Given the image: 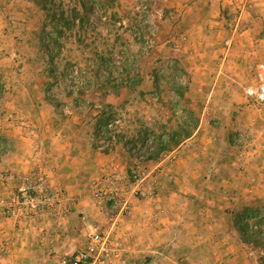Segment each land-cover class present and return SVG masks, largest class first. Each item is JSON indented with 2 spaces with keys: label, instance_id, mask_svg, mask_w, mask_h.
<instances>
[{
  "label": "rangeland",
  "instance_id": "1",
  "mask_svg": "<svg viewBox=\"0 0 264 264\" xmlns=\"http://www.w3.org/2000/svg\"><path fill=\"white\" fill-rule=\"evenodd\" d=\"M258 64L264 0H0V110L8 103L49 108L55 133L40 125L39 139L87 142L88 197L104 220L112 223L129 195L165 208L150 220L160 226L161 243L145 240L137 257L113 261L110 253L104 264H264ZM194 122L188 139L155 154L157 137L167 142L166 132L182 134ZM110 151L124 158L123 175L112 171L113 156L93 167L95 154ZM41 181L21 185L33 187L35 197H57L20 220L45 218L62 199L46 177ZM98 188L113 198L98 204ZM85 231L82 244L64 252L56 246L49 259L46 251L27 263L60 264L96 231L109 234L113 252L112 230L90 224ZM7 254L2 242L0 258Z\"/></svg>",
  "mask_w": 264,
  "mask_h": 264
},
{
  "label": "crops",
  "instance_id": "2",
  "mask_svg": "<svg viewBox=\"0 0 264 264\" xmlns=\"http://www.w3.org/2000/svg\"><path fill=\"white\" fill-rule=\"evenodd\" d=\"M0 112V137L3 149L0 155V174L6 176V181L0 183L4 194L12 188L19 187L24 179L32 181L34 185L38 178L45 177L50 181L54 191L62 192V199L45 218L18 221L4 218L0 213V244L5 243L8 250V254L0 258V264H28L27 260L38 259L40 253L48 251V254L44 255L48 257L56 246L58 251L64 252L70 249L71 245L82 244L85 230L90 224L113 231L115 240V249L112 250L113 261L122 257L126 259L137 257L141 252L137 245L145 240L161 243L162 238L157 241L158 235L162 233L159 231L160 226L157 223H150L152 218L156 219L162 212L165 213L162 205H155L157 199L137 201L129 195L125 199L126 204H122L124 207H121L118 213H114L112 223L111 217L107 221L104 220L88 197L91 186V180L88 178L89 155L93 153L87 142L81 138L57 140L53 137L46 141L38 138L41 134L40 125L47 129V133L53 132L51 137L55 133L53 113L49 108L44 110V107L29 109L23 107L20 110L8 103ZM37 120L41 122L38 123ZM116 149L115 147L114 150ZM110 152L94 153L96 158L93 156L95 160L93 167L95 169L99 166L104 167L102 162L113 156V152ZM113 157L118 170L115 168L112 171H118L119 176L123 175L124 158ZM68 211H74L77 218ZM116 243L120 245L116 247ZM26 251L31 252V258L24 254ZM123 251L127 254H123ZM148 251L152 253L151 249ZM37 253L38 255H35Z\"/></svg>",
  "mask_w": 264,
  "mask_h": 264
},
{
  "label": "built area",
  "instance_id": "3",
  "mask_svg": "<svg viewBox=\"0 0 264 264\" xmlns=\"http://www.w3.org/2000/svg\"><path fill=\"white\" fill-rule=\"evenodd\" d=\"M256 80L258 83L255 92L256 99L264 101V64L256 66ZM111 127L108 124L107 128ZM8 178V177H7ZM12 179V178H8ZM6 176L0 175V182H5ZM41 184L43 183L40 179ZM33 187L20 185L6 194H0V213L6 218L25 219L28 213L36 214L43 209L52 206V202L58 194L52 197H35ZM95 198L98 204H102L105 200L113 198L109 197L105 190L101 188L95 190ZM49 209V208H48ZM109 234L103 235L100 232H92L88 236V243L85 248L76 250L70 255L60 258V264H104L109 254L112 253L109 248Z\"/></svg>",
  "mask_w": 264,
  "mask_h": 264
},
{
  "label": "trees",
  "instance_id": "4",
  "mask_svg": "<svg viewBox=\"0 0 264 264\" xmlns=\"http://www.w3.org/2000/svg\"><path fill=\"white\" fill-rule=\"evenodd\" d=\"M104 115V114H103ZM102 117V116H101ZM101 121V120H100ZM110 121V120H109ZM109 121H101L100 123L102 124L103 127H107L109 124ZM99 126V124H98ZM196 127V123L194 122V124L191 126L189 125H185L182 131V134L178 131H171V132H166L165 136L167 137V142L162 140V136L157 137L154 140V148L157 152H155V154L159 153V152H165V151H170L176 147H178L184 140L188 139L193 130ZM248 211L246 209H244L243 213L241 215H239L237 217V221H236V228L237 229H241L243 230L244 227L242 226V221H241V216L247 214Z\"/></svg>",
  "mask_w": 264,
  "mask_h": 264
}]
</instances>
